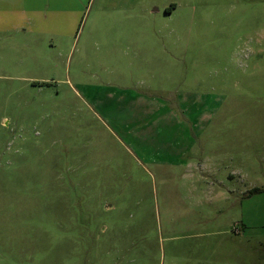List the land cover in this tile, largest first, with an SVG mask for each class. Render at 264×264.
<instances>
[{
  "label": "rangeland",
  "instance_id": "rangeland-1",
  "mask_svg": "<svg viewBox=\"0 0 264 264\" xmlns=\"http://www.w3.org/2000/svg\"><path fill=\"white\" fill-rule=\"evenodd\" d=\"M38 1L0 28V264H264V0Z\"/></svg>",
  "mask_w": 264,
  "mask_h": 264
},
{
  "label": "crops",
  "instance_id": "crops-1",
  "mask_svg": "<svg viewBox=\"0 0 264 264\" xmlns=\"http://www.w3.org/2000/svg\"><path fill=\"white\" fill-rule=\"evenodd\" d=\"M15 7L16 8H12L11 10H5L2 4L0 3V12H3V13L9 12L13 15V18H11L9 22H7L8 24L6 26L0 23V28L21 29L26 26H39L40 25L39 15H40V12H42V10H46L47 14L50 13V10L55 11V8H41L40 2L38 0H29V1L25 0L24 4H22L21 6H19L18 4ZM175 8H176V5L171 4L169 7H165L163 11L165 14H171ZM47 14L43 17L44 18L43 23L50 24L51 21L47 19L48 17ZM140 104L142 103L140 102ZM181 105H184V104H181ZM175 107L180 109V105L178 104H175ZM189 118L190 117H187L184 119L186 121L191 122Z\"/></svg>",
  "mask_w": 264,
  "mask_h": 264
}]
</instances>
